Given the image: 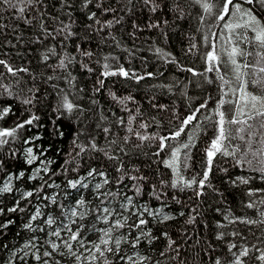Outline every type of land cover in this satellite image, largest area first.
<instances>
[{
  "label": "trees",
  "instance_id": "16d2710c",
  "mask_svg": "<svg viewBox=\"0 0 264 264\" xmlns=\"http://www.w3.org/2000/svg\"><path fill=\"white\" fill-rule=\"evenodd\" d=\"M180 2L186 12L183 19H178L171 10L174 0H160L161 8L155 13L144 6L142 0H134V8L127 4V0H104V7L117 9L114 14L112 12L104 14L102 9L98 10L94 4L89 9L82 10L81 0H69L71 8L62 6L61 0H43L41 4L25 13L27 19L35 17L31 25L25 23L24 20L16 19L15 13L11 10H5L0 14L2 15L0 23L8 26L0 30V44H4L7 39L16 45L15 47L10 44L0 47V58L10 60L17 67L29 68V73H20L22 78L20 87L24 88L25 92L29 87L39 89L38 92H35L37 101L34 106H24L7 96L0 97V105H11L14 111V115L9 116L5 121H0V125L12 126L17 117L27 119L29 111H26V107L39 115L41 117L39 123L44 127H32L30 131L23 132L20 139L22 141L29 136L39 135L41 139L35 142L36 153L39 155L43 151L39 160L52 161L46 165L49 169L47 174L41 173L40 177L42 178L29 180L28 177L34 175L32 173L34 168L45 165H41L39 160L32 165H27L23 156V149L27 145H23L20 141L5 148L3 153H0V157L6 162L5 167L0 169V186L7 182L8 173H12L15 177L20 171H24L25 176L19 180L13 179V188L19 191L0 195V201H2L0 206L5 208L12 206L15 200L20 198L22 192L39 188L45 182L53 185L52 187L45 186L41 193L30 197V203L21 201V206L26 208L25 212L0 216V221L7 218L15 221L8 230H5L4 235L0 236V242L9 245L8 250L0 248V264H7V261L12 259L11 250L22 247V244L32 236L38 238L37 242L40 245H43L44 240L48 238L43 232L32 233L23 228V224L28 222L30 215L35 213L37 207H43L41 209L44 211V206H48V211L45 210V215L38 219L36 225V227H46L42 221L47 218V214L59 218V224L60 220L64 219L63 212H66L67 208L74 207L75 201L81 197L90 202L87 205L88 208L100 205V200L96 198L97 194L93 188L95 183L102 180L101 177L88 178V182H90L88 189L79 186L77 189H71L67 185L68 180H76L80 176L86 175L90 168L104 171L110 179L111 183L106 185L102 191L120 193L115 198H108L109 206L117 211H121L120 204L124 202V195L132 196L135 204L147 205L151 209L159 208L162 203L167 205L164 211L173 215L175 219L165 224H157L152 217H148L147 227L151 228L157 236H160L161 232H168L169 236L176 241L175 246L179 248V256L175 260L171 259L176 256V253L171 249L164 257L159 255L167 245V240L162 236L151 246L145 243L140 249V251L151 255L153 261L159 260L160 264H214L216 257L230 258L227 253L228 242L251 245L259 243L257 237H264V231H261L262 226L260 225L228 224L224 219L225 216H246L250 219H259L258 210L264 208V205L259 204V199L264 197V193H257L253 197L247 195L249 189H264V179L260 177L259 173L248 167H236L233 158L217 157L214 171L210 175L215 191L212 188H206L203 190L204 195L200 198L195 197L192 189L181 192L170 187V182L175 177L172 170L165 167L164 161L170 159L172 147L187 142L188 135H195V146L190 152L191 159L187 161L189 167L182 169L181 174L185 179H191L197 174L202 175L206 161L205 149L216 135L214 125L216 117L212 110L216 108V103L221 96V81L217 78V73H206L213 81L210 84L203 77L193 76L192 73L183 69L193 68L198 73L204 72L206 64L203 55L208 50L211 32H221L224 22L206 15L197 5L186 6L183 5V0ZM236 2L242 4L243 0H236ZM244 7H248V5H244ZM91 11L97 12L101 21L120 19L121 17L123 19L120 23L114 22L111 28L97 32L96 29L99 26L95 25L93 21L87 20V15ZM256 11L259 13L260 9L257 8ZM202 15L205 16L204 23H201L199 19ZM41 20L47 30L53 33L54 39L46 37V34L41 31ZM165 20L168 21L167 24L164 23ZM61 22L71 23V31L76 35L65 39L64 34H57L58 28L62 26ZM133 23L139 27L134 28ZM89 24L92 25L91 28L88 27ZM150 24L159 26L149 27ZM237 31L243 33L245 30ZM205 35L209 36V42L204 40ZM224 35L227 36L228 33L224 32ZM17 36L21 37L20 40L16 39ZM38 38L40 42H37ZM191 43H196L197 48L189 51ZM77 45L82 51H90L93 55L91 57L82 55L81 51L77 50ZM222 47H227V45L224 40H219L217 51L220 52L221 60L225 62L226 55L221 51ZM241 47H247V45H241ZM53 48L55 54L48 51ZM158 48L162 49L163 53L170 55L157 53ZM4 53L7 55L5 56ZM45 54L49 55L47 62L42 59ZM66 55L75 57V59L66 69H61L58 67L59 61ZM105 56L110 57L107 61L111 65L110 70H116L123 66L130 72L134 71L138 75H145V79L137 83L133 79H126L119 75L102 76L105 71L103 67L106 62ZM111 57H115V59ZM84 64H87L92 71L89 72L83 68ZM220 67L219 75H225L226 79L232 80L233 73L230 67L225 63H221ZM0 71L3 69L0 68ZM149 72L154 75L146 76V73ZM49 76L54 79L48 80ZM72 77H75V80H72ZM101 79L104 80L103 87L98 83ZM232 83L234 87H238V82L233 80ZM53 85L56 87L54 88ZM167 86H171V90ZM97 88L99 91H96ZM61 89L69 93L70 99L85 110L83 115L75 112L71 117L65 116L57 121L64 132L62 138L51 135V120L56 115L53 109L58 105L59 99L63 95ZM248 90L255 94H264L259 87H255L251 83L248 85ZM110 92H115L119 97L131 95L134 98V102H127V107L132 110L133 114L137 108L141 110L142 116L137 118L135 126L138 127L141 122L148 124L146 129H139L146 135L168 136L180 127L181 120L196 107L205 101L208 102V105L207 108L197 113L198 121H194L193 125H190L179 138L167 141L169 147L157 156L155 153L159 151L158 140L147 141L139 148L134 147V145L141 144L134 136L128 144L122 143V137L128 133L126 125L118 124L117 119L122 118L126 122L129 113L123 111V106L111 99ZM234 98L231 94L227 97V99ZM93 101L96 103L93 104ZM153 104L165 105L166 109L155 108ZM233 110V105H225V111L229 117ZM207 115H211L213 120L205 121L204 116ZM102 116L106 119L102 120ZM197 122L201 125L200 128L194 127ZM98 124L99 127H97ZM104 127L110 128V134L107 136L103 132ZM81 130L84 131V135L79 137L81 143L87 144L89 135H93L96 138V143L102 149L115 155L117 159H107L102 151H89L76 156L77 149L74 148L72 141L74 134ZM113 139L118 143L110 144ZM231 143L237 145L240 144V141L233 140ZM12 147L18 150L17 159L8 158V148ZM121 147L127 154L120 151ZM181 160H184L183 155ZM121 161L129 177L143 176L146 179L134 181L126 177L122 183H116L120 175L116 169L121 166ZM224 168L228 169L226 173L221 171ZM72 169H76V171ZM237 177L248 178L249 183L245 185L237 181L234 185L232 180H236ZM162 180L166 183L161 184ZM136 183L142 185L141 195H136L132 188ZM57 184L60 185L59 188L55 187ZM153 192L156 195H161V200L150 195ZM173 196H176L181 203L178 204L173 200ZM52 197L56 198L55 204L50 199ZM252 199L257 201V207L246 208L245 205ZM61 204L66 206L63 211L60 207ZM193 209H196V212H193ZM181 212L185 215L181 216ZM124 215H128V213H124ZM189 215H197L194 224L186 223ZM135 219L132 217L129 223H133ZM218 221L225 224L226 227L218 228ZM81 222L90 229L92 225H95L96 228L107 227L103 222H97L94 214L89 215ZM46 231H50V229H46ZM120 231L127 234L128 229L125 227ZM233 231H239L240 236H231ZM218 232H225L229 235L225 240L218 241L215 239ZM132 234L136 235L137 233L133 231ZM84 237L86 240L95 241L98 238V233L88 230L84 233ZM209 244L213 246L214 250L209 249ZM123 247L128 253L133 251L128 245H123ZM56 258L61 260V264H75L73 259L67 255ZM112 259L116 260L117 258L113 257ZM35 263L34 260L29 262V264ZM14 264H22V262L16 259Z\"/></svg>",
  "mask_w": 264,
  "mask_h": 264
},
{
  "label": "snow or ice",
  "instance_id": "6c2138e0",
  "mask_svg": "<svg viewBox=\"0 0 264 264\" xmlns=\"http://www.w3.org/2000/svg\"><path fill=\"white\" fill-rule=\"evenodd\" d=\"M43 0H0V14L5 10H11L15 13V18L24 20L25 23L31 25L35 17L31 19L25 18V13L33 9L34 7L41 4ZM144 6H146L152 13L157 12L161 8L160 0H142ZM100 10L102 9L104 14L112 12L113 14L117 9L111 7H104V0H81V9H89L91 5ZM128 5L135 7L134 0H127ZM61 5L64 7L71 8L72 5L69 0H61ZM183 5L191 6L197 5L202 11L208 15L213 16L215 20L224 22L223 30L219 33L211 32V41L209 42V36L205 35L204 40L209 42L208 50L204 53L203 59L205 61L206 67L204 72L198 73L193 68L183 69L187 72L192 73L193 76H201L208 83H213L206 73L215 72L218 74L217 78L221 81L220 92L221 96L216 103V108L212 110L216 119L214 120L216 135L210 141V144L205 149V165L203 167L202 175L197 174L191 179H185L181 174L182 169H187L189 164L187 161L191 159L190 152L195 146V135H188L187 142L171 148L170 159L164 161L165 167L172 170L174 179L170 182V187L173 190L185 191L187 189H192L196 198H200L204 195V189L212 188L213 185L210 180V175L213 173L215 168V161L218 156L231 157L235 162L236 167H248L253 171L259 173L260 177L264 179V94H254L248 91V85L259 87L262 92H264V0H243V3H237L236 0H183ZM248 5V7H244ZM259 8L258 13L256 9ZM131 11L132 9H128ZM171 10L177 15L178 19H183L186 15L185 7L182 6L180 0H174L171 5ZM71 15V13H69ZM235 18V19H233ZM2 19V15H0ZM123 19L107 20L101 21L97 12L91 11L87 15V20L93 21L95 25L99 26L96 31H103L105 28H111L113 23H120ZM201 23L205 22V16L199 17ZM231 21V22H229ZM165 24L168 23L167 20L164 21ZM62 26L58 28L57 34H64L65 39L73 37L76 35L71 31V23H63ZM159 25L150 24L149 27H158ZM8 27L7 25L0 23V30ZM89 28L92 27L91 24L88 25ZM134 28L139 26L133 23ZM40 29L46 34V37H52V32H49L41 20ZM244 29L243 33H238L237 30ZM14 31V28H13ZM199 31V29H198ZM209 31H211L209 29ZM224 32L228 35L225 36ZM247 33V34H246ZM20 36L16 39L20 40ZM165 38L167 39V34L165 33ZM219 40H224L227 47H222L221 51L227 56V61L223 62L221 60L220 52L217 51V42ZM39 41V38L37 39ZM12 45L11 40H5L4 44H0V47L5 45ZM241 45H247V47H241ZM197 44L191 43L189 45V51L196 49ZM77 50L81 51L84 56L91 57L92 52H84L77 45ZM50 53L55 54V49H49ZM157 53H163L162 49H157ZM164 55H170L169 53H163ZM6 56L7 53H4ZM253 59H249V58ZM109 56H105V63L103 65L105 71L102 76H121L126 79H133L137 83L145 79V75H138L134 71L126 70L123 66L116 70H110L111 65L107 63ZM115 59V57H111ZM43 61L47 62L49 55L45 54L42 57ZM75 57L66 55L59 61L58 67L61 69H66L69 64L73 62ZM221 63H226L230 67L233 73L232 80L225 78V75H219L221 72ZM87 71L91 72L92 69L88 67L87 64L82 65ZM0 97L7 96L14 100H17L20 104L24 106H34L37 101L35 92L39 89H33L32 87L25 89L20 87L22 83V78L20 73H29V68L27 67H17L10 60L5 58H0ZM154 73H146V76L152 77ZM35 79V77H33ZM48 80L54 79V77L49 76ZM75 80V77H72ZM238 82V87H234L232 81ZM7 81V82H6ZM99 85L103 87L104 80L98 81ZM227 86V87H225ZM55 88L56 85H53ZM169 90H171V86ZM83 91V89H81ZM99 91V88L96 89ZM63 95L60 97L58 105L53 109L56 114L54 119L51 120L52 131L51 135L63 137L64 132L62 128L57 124V121L63 119L65 116L71 117L73 113L79 112L81 115L85 112L80 105L76 104L67 92L61 89ZM234 96V99H227L229 95ZM111 99L117 104L122 105V110L129 113L127 121L118 118L117 123L120 125H126L127 135L122 137V143L128 144L131 138L134 136L141 144L134 145V147H141L147 141L158 140L159 151L155 155L159 156L161 152L165 151L169 147L166 143L169 140H175L181 136L182 133L186 132V129L193 125L194 121H198L197 113H200L202 109L207 108L208 102L200 104L195 108L189 115L185 116L181 122L180 127L170 133L168 136L158 135V134H143L139 129H146L149 125L141 122L138 127L135 126V122L138 117L142 116V112L139 108L135 110L133 114L132 110L127 107L128 101H133L134 98L131 95L125 97H119L115 92H110ZM96 101H93L95 104ZM225 105H233L234 110L229 117L225 111ZM153 107L164 110L165 105L153 104ZM26 111H29L27 119H21L17 117L13 122L12 126L4 127L0 125V153H3L5 148L9 145H14L17 141H20L23 145H27L23 149V156L25 163L27 165H32L34 162L39 160V156L43 155V151L39 155L35 151V142L40 140L39 135L29 136L21 141V135L25 131H30L32 127L41 128L44 127L39 123L41 117L30 109L26 107ZM14 115V111L11 105H0V121H5L9 116ZM23 115V114H22ZM102 120L106 117H101ZM205 121H212L213 117L211 115L204 116ZM100 125L98 124L97 127ZM232 126H237L233 128ZM195 128H200L201 125L197 122L194 125ZM103 132L107 135L110 134V128L104 127ZM84 135V131L81 130L74 134L73 146L77 149L75 155L80 156L82 153L89 151H102L105 157L109 160H116L117 157L110 154L109 151L102 149L97 143L96 138L93 135H89L87 144L81 143L79 137ZM233 140H239L240 144L233 145L231 142ZM118 141L113 139L110 144H117ZM121 152L127 154L123 147L120 148ZM183 155L184 160H181ZM19 156L18 150L14 147L8 148V158L17 159ZM41 165L44 167L35 168L34 175L29 176V180H34L40 177L41 173L47 174L49 169L47 164L52 163V161L39 160ZM67 163V161H66ZM5 160L0 157V169L5 167ZM76 171V169H72ZM120 173L116 183L120 184L127 177L134 181L145 180L146 177L143 176H128L127 171L123 167V162L121 161V166L116 169ZM223 172H227L228 169H221ZM25 176L24 171H20L18 175L13 176L12 173L7 174V182L0 186V195L13 193L14 191H19L13 188V179H21ZM96 176L102 178L100 182L95 183L93 191L97 194L96 198L100 200V205L95 208H88L87 205L90 203L86 201L83 197L75 201V206L67 208L66 212H63L64 219L60 220L58 224L57 217L47 214V218L42 221L43 225L46 227H34L33 221H37L39 217L45 215L41 212L40 208L37 207L34 214L30 215L27 223L23 224V228L30 231H40L46 234L47 239L44 240L43 245L38 244V238L32 236L28 241L24 242L22 247H16L11 250L10 255L12 259L7 261V264H14L16 259L20 260L22 264H29L31 260H34L36 264H61V260L57 259V256L64 257L70 256L75 264H160L159 260L153 261V257L145 252L140 251L143 244L151 246L156 240L160 239V236L167 240V245L164 251H161L159 255L164 257L169 249L176 253V256L171 257L175 260L179 256V248L176 247V241L173 240L168 232L164 231L157 236L153 233L151 228H148L149 224L148 217L152 219L157 224H165L168 221L175 219L173 215L164 211L167 207L166 204L162 203L159 208L151 209L147 205L139 206L134 203L132 196L124 195V202L120 204L121 211H117L115 208L109 206L110 201L108 198H115L120 193L112 191H102L106 185L111 183L110 179L107 177L104 171L98 170L96 168H90L86 175L80 176L76 180H68L67 185L71 189H77L78 186L83 189H88L90 187V182L88 178L95 179ZM42 178V177H40ZM237 181L241 184L247 185L249 183L248 178L237 177L236 180H232L235 185ZM165 181H161V184H165ZM52 187L45 182L39 188L34 190L24 191L21 193L19 199L15 200V203L10 207L0 206V216H6L7 214H15L17 212L23 213L26 208L21 206V201H29L30 197L38 195L42 192L43 188ZM59 188L60 185H55ZM136 195L142 194V185L136 183L132 186ZM257 193H264V189H249L247 195L249 197L255 196ZM154 195L157 200H161V195H156L155 192L150 193ZM49 199L48 197H45ZM52 203H56V198H50ZM178 204L181 201L176 197H172ZM108 201V203H106ZM2 204V201H0ZM259 204L264 205V197L259 199ZM62 211L66 208L65 205L61 204ZM248 209H254L257 207V201L255 199L250 200L246 205ZM219 211V209H217ZM196 212V209H193ZM128 213V215H124ZM95 215L97 222H103L107 225L106 228H96L95 225L91 226V229L86 226L81 221H84L89 215ZM198 214V213H197ZM181 216L185 213L181 212ZM119 217V218H117ZM135 217L133 223H129L130 219ZM259 219H250L248 217H231L225 216L224 219L228 224L241 223L245 225H260L261 231H264V208L258 210ZM76 218V219H73ZM111 218V219H110ZM68 222H64V221ZM197 220V215H189L186 223L194 224ZM15 221L11 218H7L0 221V236L4 235L5 230H8ZM55 226V227H54ZM127 227V234L121 232L120 230ZM218 228L226 227L225 224L217 222ZM50 229V231H46ZM88 230H94L98 233V238L95 241L86 240L84 233ZM133 231L137 234L133 235ZM119 233V234H117ZM229 235L225 232H218L215 239L218 241L225 240L226 236ZM233 237H239V231H233L231 234ZM259 241L258 244H237L234 242L227 243V253L230 258L221 259L216 257L214 264H264V237H257ZM123 245H128L133 251L128 253L125 251ZM0 248L5 250L9 249V245L0 242ZM43 248V251H41ZM209 249H213V246L209 244ZM214 250V249H213ZM117 258L116 260L112 259Z\"/></svg>",
  "mask_w": 264,
  "mask_h": 264
},
{
  "label": "bare ground",
  "instance_id": "6f19581e",
  "mask_svg": "<svg viewBox=\"0 0 264 264\" xmlns=\"http://www.w3.org/2000/svg\"><path fill=\"white\" fill-rule=\"evenodd\" d=\"M39 208H40V207H39ZM41 208H43V207H41ZM41 208H40V210H41V212L44 213V214H45V212H46L45 210L48 211V206H47V205L44 206V209H45L44 211H43V209H41ZM42 216H44V215H42ZM42 216H41V217H42ZM39 218H40V217H39ZM39 218H38V219H39ZM37 222H38V220H37V221H33V222H32V223H33V226H34V224H36ZM34 227H36V226H34ZM35 232H36V231H35ZM32 233H34V232H32Z\"/></svg>",
  "mask_w": 264,
  "mask_h": 264
},
{
  "label": "rangeland",
  "instance_id": "374dc122",
  "mask_svg": "<svg viewBox=\"0 0 264 264\" xmlns=\"http://www.w3.org/2000/svg\"><path fill=\"white\" fill-rule=\"evenodd\" d=\"M227 61V56H226V58H225V62ZM226 64V63H225ZM249 91V90H248ZM254 93V92H253ZM255 94V93H254ZM37 168V167H36ZM35 169V168H34ZM33 169V170H34ZM32 173H34V172H32ZM38 223H36V224H34L35 226L37 225ZM24 244V243H23ZM23 244H22V246H23ZM36 264V263H35Z\"/></svg>",
  "mask_w": 264,
  "mask_h": 264
}]
</instances>
